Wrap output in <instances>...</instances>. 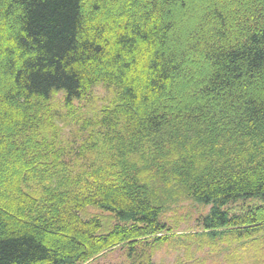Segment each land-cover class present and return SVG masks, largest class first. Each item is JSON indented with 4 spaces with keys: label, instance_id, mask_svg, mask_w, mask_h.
I'll list each match as a JSON object with an SVG mask.
<instances>
[{
    "label": "trees",
    "instance_id": "trees-1",
    "mask_svg": "<svg viewBox=\"0 0 264 264\" xmlns=\"http://www.w3.org/2000/svg\"><path fill=\"white\" fill-rule=\"evenodd\" d=\"M99 85L65 139L58 108ZM186 201L210 206L187 250L264 239V0H0V264H159Z\"/></svg>",
    "mask_w": 264,
    "mask_h": 264
},
{
    "label": "rangeland",
    "instance_id": "rangeland-1",
    "mask_svg": "<svg viewBox=\"0 0 264 264\" xmlns=\"http://www.w3.org/2000/svg\"><path fill=\"white\" fill-rule=\"evenodd\" d=\"M61 93L57 97L60 105ZM111 98L110 90L99 85L94 89L89 100L76 102L75 110L71 114H67V110L62 106L59 107L58 111L65 116V122L60 121V124L64 125L63 137L65 139L75 138L81 118L92 116L95 110L99 109L102 104L108 103ZM228 206L231 213L241 211L239 203H230ZM209 208L210 206L203 207L194 201H186L167 211L164 217L176 232L170 233L167 240L160 245L159 242L151 239L149 245L154 246L152 249L153 260L159 264H256V253L259 252L263 256V263L258 264H264V239H257V235L253 232L229 230L218 232L215 235L194 236L190 243L191 246L189 245L190 250L186 249L187 243L184 242L186 238L183 234L199 231L197 219L207 213ZM103 212L101 209L91 207L87 209L86 213L97 215ZM174 233L176 234L174 235ZM201 246L203 247L201 248ZM128 252L127 247L124 249L119 246L106 251L86 264H127L130 258ZM135 258L138 260L133 261ZM134 259H131L133 264H146L147 260H140L137 256Z\"/></svg>",
    "mask_w": 264,
    "mask_h": 264
}]
</instances>
